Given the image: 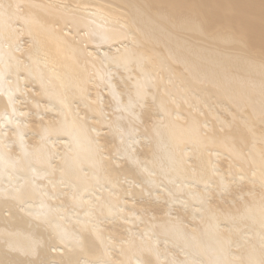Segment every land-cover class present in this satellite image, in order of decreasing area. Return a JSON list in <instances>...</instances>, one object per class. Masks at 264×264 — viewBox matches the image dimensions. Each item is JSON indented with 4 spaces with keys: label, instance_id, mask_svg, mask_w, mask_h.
I'll return each mask as SVG.
<instances>
[{
    "label": "bare ground",
    "instance_id": "obj_1",
    "mask_svg": "<svg viewBox=\"0 0 264 264\" xmlns=\"http://www.w3.org/2000/svg\"><path fill=\"white\" fill-rule=\"evenodd\" d=\"M0 264H264V0H0Z\"/></svg>",
    "mask_w": 264,
    "mask_h": 264
},
{
    "label": "rangeland",
    "instance_id": "obj_2",
    "mask_svg": "<svg viewBox=\"0 0 264 264\" xmlns=\"http://www.w3.org/2000/svg\"><path fill=\"white\" fill-rule=\"evenodd\" d=\"M206 17V16H205ZM207 30L209 32H223L225 31L224 22H221V17L209 15L205 18ZM209 24V25H208Z\"/></svg>",
    "mask_w": 264,
    "mask_h": 264
}]
</instances>
